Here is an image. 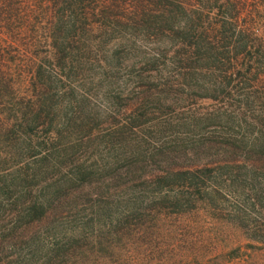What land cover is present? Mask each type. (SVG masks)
<instances>
[{"label": "trees", "instance_id": "16d2710c", "mask_svg": "<svg viewBox=\"0 0 264 264\" xmlns=\"http://www.w3.org/2000/svg\"><path fill=\"white\" fill-rule=\"evenodd\" d=\"M242 248L264 249V0H0V264Z\"/></svg>", "mask_w": 264, "mask_h": 264}, {"label": "rangeland", "instance_id": "374dc122", "mask_svg": "<svg viewBox=\"0 0 264 264\" xmlns=\"http://www.w3.org/2000/svg\"><path fill=\"white\" fill-rule=\"evenodd\" d=\"M205 102V101H202ZM195 219L197 222L193 225L194 227V235L195 238L191 239V242L194 243L195 246L200 245V240L202 239V235H206L209 233L206 232H200V218H192ZM205 220L206 217H204ZM210 221V220H207ZM224 227L222 228V235L223 239L220 237V227H217L214 232V228H211L212 225H210L209 231L216 239V250L218 251L221 247H224L228 249V246L231 244L232 239L239 238L238 232L233 229V227L223 224ZM221 230V229H220ZM210 234V235H211ZM242 237H240L241 239ZM203 240V239H202ZM201 240V241H202ZM242 252L237 257H232L231 254H226L224 257L219 258L218 260L214 261L212 264H264V249H256V248H242Z\"/></svg>", "mask_w": 264, "mask_h": 264}]
</instances>
